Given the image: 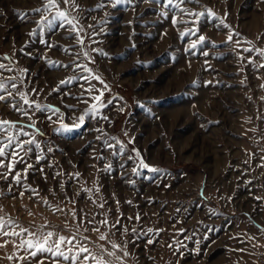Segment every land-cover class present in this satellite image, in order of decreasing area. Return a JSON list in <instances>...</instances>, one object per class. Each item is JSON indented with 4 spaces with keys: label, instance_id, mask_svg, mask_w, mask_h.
Here are the masks:
<instances>
[{
    "label": "rangeland",
    "instance_id": "1",
    "mask_svg": "<svg viewBox=\"0 0 264 264\" xmlns=\"http://www.w3.org/2000/svg\"><path fill=\"white\" fill-rule=\"evenodd\" d=\"M78 2L84 9L83 51L90 52L95 63H88L83 55L75 57L81 46L58 23L53 28L45 25L43 31L37 27L39 14L30 10L39 7L40 0H0V56H13L19 67L29 69L25 89L34 87L39 92L32 98L59 108L62 123L70 126L87 112L93 103L82 102L88 99L84 92L87 82L73 81L61 91H53L61 80L89 73L51 67L47 61L63 65L75 59L103 78L109 91L102 99L112 101L100 112L108 119L86 116L83 127L70 133L59 131L61 121L52 122L56 116L50 121V113H35L32 123L43 133L37 139L45 159L36 162L39 150L29 154L43 172L30 170L25 183L37 188L40 196L30 199L31 193L25 192L21 199L14 188L17 199H11L6 182L0 180L4 190L0 215H10L33 230L48 225V230L69 235L66 224L76 230L69 213L73 208L70 200H74L78 215L86 213L97 220L105 212L110 222L119 215L134 218L139 213V222L123 220L130 230L135 227L141 233L138 238L131 232L128 237L122 238L119 232L111 237L117 242L132 240L128 264H264V247L254 248V242L248 240V235H254L264 245V233L256 227L264 226V200L255 199L264 197V167L259 166L264 164V68L257 70L264 58L255 50L242 51L264 49V0H191L181 5L205 13L199 17L163 8L164 0L159 4L134 0L133 4L115 8L109 4L99 10L95 6L100 0ZM209 11L215 15H207ZM25 12L28 16L22 19L18 14ZM174 15L179 21L175 26L171 22ZM33 30L36 34L30 36ZM229 31L238 34L234 40L239 45L225 43ZM181 32L188 35L182 37ZM87 34H94L97 43H91ZM200 34L207 42L191 48ZM42 40L56 46L49 49ZM61 46L71 47L72 54L61 51ZM93 48L108 55L92 52ZM92 85L101 87L94 79ZM0 118L20 119L3 102ZM97 129L115 138L110 143H123L124 154L114 156V149L104 146L106 137ZM48 147L53 151L48 152ZM132 149L162 172L133 175L131 169L137 161L127 159L135 156ZM107 164L112 165L110 172L103 170ZM77 172L79 180L72 176ZM97 187L99 192L82 190ZM101 198L103 208L98 206ZM57 206L65 211L54 212ZM150 228L163 230L156 236L147 233ZM81 235L93 240L97 236L83 229ZM15 239L18 243L19 238ZM5 240L9 243L0 247V264H34L32 258L8 260L9 255L26 254L14 248L9 237H0V245Z\"/></svg>",
    "mask_w": 264,
    "mask_h": 264
},
{
    "label": "snow or ice",
    "instance_id": "2",
    "mask_svg": "<svg viewBox=\"0 0 264 264\" xmlns=\"http://www.w3.org/2000/svg\"><path fill=\"white\" fill-rule=\"evenodd\" d=\"M142 2H150V0H142ZM153 3H161V0H151ZM191 0H164L162 7L176 9L182 15L188 16H204V12H192L191 10H186L181 7L186 3H190ZM198 2V0H197ZM133 4L134 0H100L95 8L96 10L107 7L109 4L115 8L121 4ZM39 14V19L37 20V27L41 28L43 31L44 26L48 28H53L55 24H59V27L64 29L69 33L70 36L75 40V44L81 46V51L75 53V57H80L83 55L84 60L88 63H95V59L91 56L90 52L83 51L84 41V28L81 25L82 12L84 9L81 8L78 0H40V6L30 10ZM3 15V10L0 9V16ZM22 19H26L28 13L18 14ZM162 15H166L162 13ZM207 15L214 16L215 14L209 11ZM172 24L177 25L178 18L173 16L171 20ZM196 23V21H192ZM221 24L224 28H229V25L224 23L221 20ZM92 27V25H88ZM193 35H196V31L189 30ZM36 32L33 30L29 33L30 36L35 35ZM91 43H97L93 39L94 34H87ZM188 33L181 32V36H187ZM238 34L229 31L226 34L225 43H235L236 45L240 44L239 40H234V36ZM49 49L56 46L53 43H50L48 40H42ZM206 37L202 34L198 35L197 40L192 42L190 45L191 48L195 49L198 44L206 43ZM246 43L251 44L252 42L247 41ZM215 46V45H214ZM61 51L69 53L71 55V47L60 48ZM256 51L257 55L261 58H264V49H255L254 47L244 48V52ZM21 52L24 51L23 48L20 49ZM92 52H96L99 55L107 56V53L102 52L100 49L93 48ZM207 55V52L203 53ZM26 55H31V53H26ZM243 59V57H242ZM3 61H7L4 63ZM249 63H253L251 59H248ZM51 67H63L69 69L75 73L76 69H80L82 72H88L89 75H73L67 80H61L59 85L53 89L55 92L61 91V87L65 85H70L73 81H85L89 87L84 88V92L88 93V99L83 100L82 102L87 104L89 100L93 101L91 107L87 112L76 117V120L73 124L67 125L62 123L63 113L60 112V109L53 105H42L38 103L34 96L39 95V92L36 88L25 89L26 80L30 81L29 69L22 68L18 66V61L13 56H0V102H3L6 106L10 107L16 113H18L20 119L17 121H12L9 119L0 118V180L5 181V188L9 197L11 199H17L16 191L18 190L19 198H23L25 192L31 193L30 199L40 196L39 190L32 187L29 184H26L25 181L28 179L29 171H40L43 172V168H36L34 163L31 161L29 154L33 153L34 150H39L40 154L36 155V162L45 159L43 152L44 149L41 148V142L37 139V135H43L41 130L36 127L35 123H32L33 117L37 111L50 113L48 119L52 121V117L56 116V120L52 121L59 123V131L62 133H70L75 130H79L85 124V117L89 116L91 118H101L108 119L106 116H101V110L107 106V104L112 103L111 100L104 101L102 97L105 92L109 91V86L98 74H93L92 70L87 67V64L76 63L75 59L71 64L58 65L55 62L47 61ZM259 68H264V63L258 65ZM18 72L19 75H4V73H14ZM96 80L98 84L101 85L100 88H96L92 85V80ZM83 87V84H81ZM264 87V85H261ZM84 92L81 93V96L84 95ZM95 92L96 95H92ZM69 93H63V95H68ZM71 107V106H69ZM27 120V123H22L21 121ZM31 129L32 131H28ZM101 132V135L106 137L103 143L104 146L108 149H114L113 155H122L125 152V146L120 141H116L115 144L110 143V140L115 139L114 137H109L107 133H104L103 130L97 129ZM127 135V133H125ZM101 137H97L100 139ZM129 143H134L131 139ZM117 145L119 147H117ZM48 152L53 151L52 147H48ZM132 152L135 153V156L128 155L127 159L132 160L135 158L137 164L135 167H132L131 171L133 175L140 176L141 171L152 172L154 174L161 173L162 170L151 166L147 163L144 158L141 156L139 150L132 149ZM103 159V157H100ZM264 160V156L261 157ZM17 165H22L18 168ZM51 167L52 165H48ZM125 165L121 164L123 168ZM264 167V164L259 165ZM112 169L111 164H107L104 167V171L110 172ZM60 175V173H56ZM73 178L79 180L80 173H73ZM11 178V179H9ZM47 179V176H45ZM129 183L134 184V181L129 180ZM251 183V182H249ZM60 187L63 189L64 185L61 184ZM15 188V190H14ZM86 192H99V188L93 189H82ZM4 196V190L0 189V197ZM44 204H47L48 201L44 198H40ZM257 201L264 200V197L257 196L255 197ZM96 201H93L95 203ZM70 203L73 204V208L69 210V213L74 221H76V230L71 231L69 225H65V228L69 230V235H63L59 231L48 230V225H42L35 230L21 226L14 218L10 215L4 216L0 215V237H9L11 238V243L13 247L18 251L24 252L26 255L16 257L15 254L9 255L6 258L8 260L18 259L19 261H26L29 258H32L34 264H45V261H48V264H128V258L131 256V252L128 248L129 243H132L131 239H121L119 242L117 240L111 239L112 236L116 235V232H119L121 237H128L129 232L131 235L138 238L141 234L137 231L135 227H132L131 230L129 227L123 223V220L127 219L129 221L135 219L137 222L140 220V215L133 217L124 218L122 215L115 217L111 222L108 219L107 212L103 214V219L97 220L95 216L89 218L88 214L78 215L77 210L75 209V201L70 200ZM131 204V201H127ZM119 204V201H117ZM100 208L104 207V200L101 198V202L98 205ZM179 210V209H178ZM4 209L0 207V212H3ZM54 212H64L65 209L57 206L53 209ZM29 215H32L29 212ZM247 215V213L245 214ZM258 230L261 233H264V226L256 225ZM106 229L102 231L101 229ZM81 229L84 232L96 233V240H93L90 236H82ZM115 230V231H113ZM163 229H148L147 233H153L158 236ZM142 231V230H141ZM144 233V234H147ZM247 235V234H246ZM19 238L17 243L15 238ZM248 240L254 242V248L264 247L258 241V238L254 235H248ZM99 241L100 243H97ZM149 244L153 243L152 239L147 241ZM9 243V240H5L3 245L0 247H6ZM171 247V245H169ZM240 251H243L241 249ZM41 257V258H38Z\"/></svg>",
    "mask_w": 264,
    "mask_h": 264
}]
</instances>
